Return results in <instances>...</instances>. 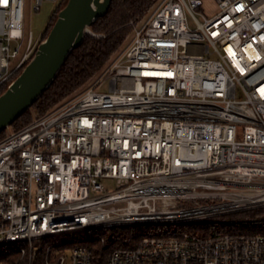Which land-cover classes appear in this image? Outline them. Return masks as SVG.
Masks as SVG:
<instances>
[{"label": "built area", "instance_id": "obj_1", "mask_svg": "<svg viewBox=\"0 0 264 264\" xmlns=\"http://www.w3.org/2000/svg\"><path fill=\"white\" fill-rule=\"evenodd\" d=\"M44 1L0 0V89L41 42L14 31ZM260 207L264 0H159L92 85L0 139V250L26 264L40 239ZM70 251L71 264H264V233L143 232L103 262Z\"/></svg>", "mask_w": 264, "mask_h": 264}, {"label": "trees", "instance_id": "obj_2", "mask_svg": "<svg viewBox=\"0 0 264 264\" xmlns=\"http://www.w3.org/2000/svg\"><path fill=\"white\" fill-rule=\"evenodd\" d=\"M158 1L112 0L108 12L90 26L94 34H85L82 44L70 52L50 87L11 126L16 130L24 127L35 117L44 115L92 82L118 53L126 38L128 36L131 38L134 25L141 23ZM67 2L68 0H62L58 4L41 40L48 35L59 11ZM5 90L6 88L0 89V95ZM4 136L5 130L0 133V139ZM140 226L142 225L108 227L36 240L37 250L33 264H46V259L49 257L67 255L68 251L77 244L85 246L95 262H103L115 249L135 247L142 235L138 232ZM161 227L163 226H146L150 229ZM166 229L201 236L221 233H264V209L254 208L217 215L198 221L168 225ZM159 231L162 229L157 230ZM57 239L59 242L54 241ZM0 260L8 264H26V258L18 255L13 249L9 252L0 250Z\"/></svg>", "mask_w": 264, "mask_h": 264}, {"label": "water", "instance_id": "obj_3", "mask_svg": "<svg viewBox=\"0 0 264 264\" xmlns=\"http://www.w3.org/2000/svg\"><path fill=\"white\" fill-rule=\"evenodd\" d=\"M112 0H68L33 57L0 95V133L34 105L50 87L87 29L104 16Z\"/></svg>", "mask_w": 264, "mask_h": 264}, {"label": "rangeland", "instance_id": "obj_4", "mask_svg": "<svg viewBox=\"0 0 264 264\" xmlns=\"http://www.w3.org/2000/svg\"><path fill=\"white\" fill-rule=\"evenodd\" d=\"M206 3H210L212 0H205ZM58 7V2H55V1H50V0H46L43 2L42 4V7H41V10L40 11H34L31 9V4L28 2V7H27V10H26V17H25V24H24V30H17V31H14V35L19 39L21 40L22 39V36H23V44L25 45L26 42H27V39H28V36H29V33L31 32L33 34V37L35 39L39 38V37H42V35L44 34L50 20H51V17L54 15V11L57 9ZM213 12V11H211ZM210 12V13H211ZM56 21V20H55ZM54 24V23H53ZM91 29V28H90ZM93 31L91 30V32H87V33H92ZM130 40V36H128L126 38V40L124 41L122 47L120 48V50L118 51V53L127 45V43L129 42ZM16 43H14L15 45ZM23 45V47H24ZM24 48L21 50L18 58L21 56L22 52H23ZM117 53V54H118ZM115 54L112 59L117 55ZM111 59V60H112ZM110 60V61H111ZM106 67V66H105ZM104 67V68H105ZM102 72V71H101ZM100 72V73H101ZM99 73V75H100ZM98 75V76H99ZM97 76V77H98ZM96 77V78H97ZM95 78V79H96ZM95 79L92 81V82H89L88 84H86L85 86H83L79 91H77L75 94L81 92L82 90H84L85 88L89 87L90 85H92L95 81ZM103 89H107V85H105L103 87ZM74 94V95H75ZM73 96V95H72ZM71 97V96H70ZM69 99V98H68ZM67 100V99H66ZM66 100H64L63 102H65ZM62 102V103H63ZM61 104V103H60ZM58 104V105H60ZM34 111V110H32ZM102 181V184L104 186L105 189L107 190H112L116 187V181L115 179L113 178H103L101 179ZM260 209H264V207H260ZM166 227L167 226H164V227H161V228H146V226H140L138 229V232L139 233H143V232H151V233H155L157 232V230H166ZM55 242H59V240H54ZM67 256H68V260H67V263L66 264H71V251H68L67 253Z\"/></svg>", "mask_w": 264, "mask_h": 264}, {"label": "bare ground", "instance_id": "obj_5", "mask_svg": "<svg viewBox=\"0 0 264 264\" xmlns=\"http://www.w3.org/2000/svg\"><path fill=\"white\" fill-rule=\"evenodd\" d=\"M89 31V29H87V32Z\"/></svg>", "mask_w": 264, "mask_h": 264}]
</instances>
